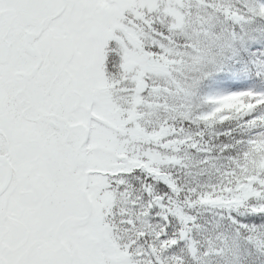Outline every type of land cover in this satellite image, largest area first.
Listing matches in <instances>:
<instances>
[{"label": "snow or ice", "instance_id": "obj_1", "mask_svg": "<svg viewBox=\"0 0 264 264\" xmlns=\"http://www.w3.org/2000/svg\"><path fill=\"white\" fill-rule=\"evenodd\" d=\"M0 264H264V0H0Z\"/></svg>", "mask_w": 264, "mask_h": 264}]
</instances>
